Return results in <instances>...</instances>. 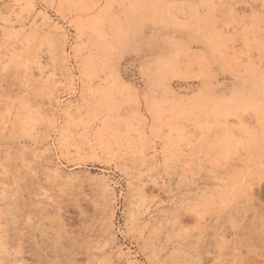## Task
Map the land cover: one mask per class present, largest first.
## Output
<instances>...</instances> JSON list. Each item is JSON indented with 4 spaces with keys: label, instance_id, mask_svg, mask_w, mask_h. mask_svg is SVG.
<instances>
[{
    "label": "rangeland",
    "instance_id": "rangeland-1",
    "mask_svg": "<svg viewBox=\"0 0 264 264\" xmlns=\"http://www.w3.org/2000/svg\"><path fill=\"white\" fill-rule=\"evenodd\" d=\"M0 264H264V0H0Z\"/></svg>",
    "mask_w": 264,
    "mask_h": 264
}]
</instances>
